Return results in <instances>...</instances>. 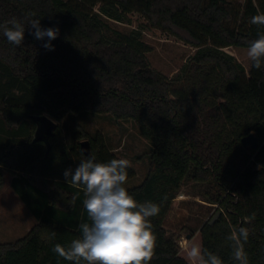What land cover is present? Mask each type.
<instances>
[{
  "label": "trees",
  "instance_id": "trees-1",
  "mask_svg": "<svg viewBox=\"0 0 264 264\" xmlns=\"http://www.w3.org/2000/svg\"><path fill=\"white\" fill-rule=\"evenodd\" d=\"M231 5L230 0H0V23L17 19L26 27L19 47L0 34V119L15 135L30 126L24 138L2 146L0 164L24 173L42 197L31 201L21 193L38 221L24 237L0 243V264H71L53 246L67 245L80 235L78 225L89 221L83 187L68 184L63 173L87 156L80 148L85 139L97 161L121 158L100 131L90 135L80 129L70 146L59 125L47 140L34 139L37 116L61 121L66 111L132 120L151 142L147 174L128 189L137 201L161 207L152 218L157 245L150 264H190L165 227L187 180L203 185L204 200L221 210L213 224L215 212L201 225L202 247L224 264H237L227 236L246 227L249 264H264V68L247 71L223 52L247 47L264 32L250 23L264 13V0ZM132 12L196 49L174 77L151 66V48L140 32L107 35L102 17L121 20ZM29 19L59 28L51 41L54 51L43 47L47 38L31 34ZM251 132L259 147L248 150L242 138ZM127 171L128 180L136 175L132 167ZM4 181L0 166V189Z\"/></svg>",
  "mask_w": 264,
  "mask_h": 264
},
{
  "label": "clouds",
  "instance_id": "clouds-1",
  "mask_svg": "<svg viewBox=\"0 0 264 264\" xmlns=\"http://www.w3.org/2000/svg\"><path fill=\"white\" fill-rule=\"evenodd\" d=\"M250 23L264 27V13L252 16ZM27 28L32 30L35 39L47 38L43 44L46 50H55L51 41L57 39L58 27L43 28L40 19H29ZM25 30L24 23L17 19L0 23V34L18 47L23 44ZM246 55L253 68H264V32H259L257 38L248 43ZM130 167L128 159L99 162L90 154L80 160L74 170L64 171L68 184L83 187L82 204L89 222L78 225L80 235L67 245L56 243L53 246L52 251L58 257L71 264H150L157 245L152 218L159 215L161 207L150 200L139 202L129 193L125 185ZM55 235L53 232L52 236ZM248 239L246 227L227 236L231 241L232 259L237 264H249L245 251ZM185 251L191 264H224L219 255L200 244L188 242Z\"/></svg>",
  "mask_w": 264,
  "mask_h": 264
},
{
  "label": "rangeland",
  "instance_id": "rangeland-1",
  "mask_svg": "<svg viewBox=\"0 0 264 264\" xmlns=\"http://www.w3.org/2000/svg\"><path fill=\"white\" fill-rule=\"evenodd\" d=\"M244 2L245 0H230L231 7L234 8H239ZM102 18L109 26L108 36L114 35L112 32L123 34L140 32L141 39L151 48L147 52L151 66L169 78L178 74L196 51L179 37L152 26L137 12L125 14L121 20L106 16ZM223 52L234 56L247 71L249 70L251 62L246 55L247 47L231 46L224 48ZM55 122L62 128L69 146L74 143L75 135L80 129L90 135L102 132L109 148L119 157L128 159L136 171V175L127 181L125 187L132 188L144 180L150 164L152 144L140 135L132 120H116L111 114L85 111L76 115L66 111L63 112L62 120ZM20 139L22 136L16 135L12 140L16 142ZM204 191L203 185L187 180L165 219V227L168 234L176 240L179 255L190 264L185 245L188 242L202 245L201 225L218 211L216 206L210 207L204 200ZM29 205L23 196L10 190L9 185L4 186L0 197V243L14 242L24 237L37 222L38 218Z\"/></svg>",
  "mask_w": 264,
  "mask_h": 264
},
{
  "label": "crops",
  "instance_id": "crops-1",
  "mask_svg": "<svg viewBox=\"0 0 264 264\" xmlns=\"http://www.w3.org/2000/svg\"><path fill=\"white\" fill-rule=\"evenodd\" d=\"M29 128H30L29 123H27L24 126V129L22 130V135H21L22 138H24V136L26 134H28ZM15 136H16L15 133L10 132L9 129L3 124L2 120L0 119V150L5 143L14 142L12 139L15 138ZM0 166L2 167L4 178H5L4 185L0 189V197H1V192L4 188V186L9 185L10 190H12L14 192L16 191L20 195L22 193L28 199H31V200L32 199L33 200H41L42 199V197L39 195V193L27 184L26 180L23 178L24 173H22L20 171H11L1 164H0ZM12 183H13V185H12ZM14 183H16V185H14ZM23 195H21V196H23Z\"/></svg>",
  "mask_w": 264,
  "mask_h": 264
},
{
  "label": "water",
  "instance_id": "water-1",
  "mask_svg": "<svg viewBox=\"0 0 264 264\" xmlns=\"http://www.w3.org/2000/svg\"><path fill=\"white\" fill-rule=\"evenodd\" d=\"M36 121L37 127L34 134V139L36 141L47 140L50 136L54 134L56 127L58 126L55 120L50 118L47 114L37 116ZM242 144L248 150L256 149L259 147V138L254 132H251L250 134L242 138ZM80 148L85 155L88 156L92 154L91 144L88 139L81 141ZM220 215L221 210H218L213 215L209 223L213 224L219 218Z\"/></svg>",
  "mask_w": 264,
  "mask_h": 264
}]
</instances>
